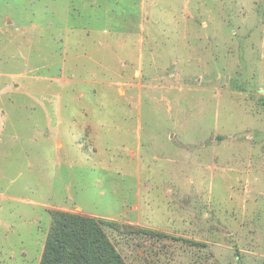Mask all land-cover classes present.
Returning <instances> with one entry per match:
<instances>
[{
    "label": "rangeland",
    "instance_id": "374dc122",
    "mask_svg": "<svg viewBox=\"0 0 264 264\" xmlns=\"http://www.w3.org/2000/svg\"><path fill=\"white\" fill-rule=\"evenodd\" d=\"M62 212L126 264H264V0H0V264Z\"/></svg>",
    "mask_w": 264,
    "mask_h": 264
},
{
    "label": "trees",
    "instance_id": "16d2710c",
    "mask_svg": "<svg viewBox=\"0 0 264 264\" xmlns=\"http://www.w3.org/2000/svg\"><path fill=\"white\" fill-rule=\"evenodd\" d=\"M111 226L92 217L57 213L41 264H126L107 233Z\"/></svg>",
    "mask_w": 264,
    "mask_h": 264
}]
</instances>
